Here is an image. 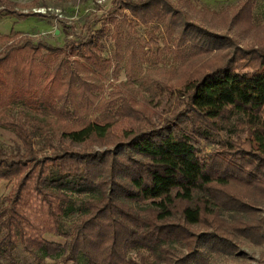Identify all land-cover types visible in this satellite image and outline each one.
I'll list each match as a JSON object with an SVG mask.
<instances>
[{
    "label": "trees",
    "instance_id": "obj_1",
    "mask_svg": "<svg viewBox=\"0 0 264 264\" xmlns=\"http://www.w3.org/2000/svg\"><path fill=\"white\" fill-rule=\"evenodd\" d=\"M189 1L111 0V27L64 46L0 34V127L19 142L0 144V182L12 183L0 264H236L242 239L264 264V21L253 0L218 12L214 24L254 35L241 48L191 20ZM128 17L162 30L176 58L217 51L167 86L175 101L163 117L151 101L105 99L90 81L110 59L111 28L120 52Z\"/></svg>",
    "mask_w": 264,
    "mask_h": 264
},
{
    "label": "rangeland",
    "instance_id": "obj_2",
    "mask_svg": "<svg viewBox=\"0 0 264 264\" xmlns=\"http://www.w3.org/2000/svg\"><path fill=\"white\" fill-rule=\"evenodd\" d=\"M9 1L16 3L17 6H7L0 0V34H8L12 29L30 36L34 42L42 41L54 46H64L65 39L77 41L88 31H94L103 24L111 27L108 23L112 11L111 0H38L35 3H32V0ZM172 1L182 3L184 0ZM240 1L244 0H192L189 1L192 7L185 10L187 16L194 22L214 32L227 34L239 47L245 48L255 44L254 35L237 27L228 29L224 23L214 24L215 20H220L217 16L220 10L228 9L229 13H232ZM9 8L15 12H11ZM17 12L39 15L23 18ZM253 15L254 20L264 21V0H253ZM116 19L121 21L118 16ZM127 20L132 27L120 23V52L116 54L114 41L110 35L111 28L104 39L102 51L103 58L110 59L101 68L92 67L94 73L90 81L99 86L98 90L102 91L105 99L119 100L130 97L137 101H151L157 114L163 117L175 101L176 92L169 90L167 86L174 84L191 69L194 71L198 65L210 60L217 51L211 49L208 53H203L201 50H187L185 54L180 53L176 58L172 53L171 43L166 40L167 37L162 30H156L152 25L136 24L129 17ZM182 50H178L177 53ZM128 72L135 74L133 79L128 80ZM94 116L97 114L88 115V119L93 120ZM112 129L119 130L114 126ZM236 132L231 135H235ZM0 144L10 149L19 142L9 129L0 127ZM213 148L212 145H204V151ZM11 186L12 183L8 181L0 182V201L7 195ZM74 204L75 206L78 204V198H75ZM262 213L264 214V209ZM70 223V217H66L64 229H67ZM43 237L46 240L63 241L61 237L52 234H45ZM240 247L246 255L235 258L236 264H259L262 250L260 246L242 239Z\"/></svg>",
    "mask_w": 264,
    "mask_h": 264
},
{
    "label": "water",
    "instance_id": "obj_3",
    "mask_svg": "<svg viewBox=\"0 0 264 264\" xmlns=\"http://www.w3.org/2000/svg\"><path fill=\"white\" fill-rule=\"evenodd\" d=\"M58 32V30H56V33Z\"/></svg>",
    "mask_w": 264,
    "mask_h": 264
}]
</instances>
